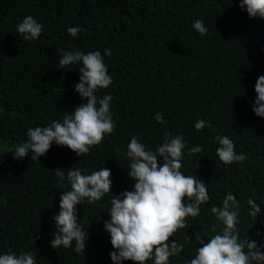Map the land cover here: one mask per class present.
I'll return each instance as SVG.
<instances>
[{
    "label": "trees",
    "instance_id": "16d2710c",
    "mask_svg": "<svg viewBox=\"0 0 264 264\" xmlns=\"http://www.w3.org/2000/svg\"><path fill=\"white\" fill-rule=\"evenodd\" d=\"M28 15L43 25L40 37L30 41L16 30ZM196 19L208 28L203 37L192 28ZM73 26L86 31L72 37L67 28ZM70 46L84 53L112 50L104 57L112 84L96 94L112 95L116 129L80 157L55 143L37 161L31 153L20 160L0 153V194L6 199L0 204V254L33 251L37 264H113L109 252L115 249L104 221L110 219L112 195L134 186L129 160L116 150L127 151L134 134L155 150L165 130L188 141L181 171L207 184L210 196L200 215L186 218L188 227L170 239L183 241L196 231L210 236L213 224L219 231L222 224L210 208L222 206L231 192L239 205L240 238L264 246V117L255 115L251 103L256 79L264 75V19L249 17L239 0H0V140L22 143L29 128L62 120L86 102L74 91L82 65L59 67L56 50ZM156 113L164 124L153 119ZM200 118L215 131L197 132ZM216 135L228 136L247 158L225 165L215 152ZM197 145L204 151L189 156L188 149ZM103 166L111 170V192L76 205L78 223L89 234L84 253L74 251L75 242L53 249V217L70 184L65 180L60 188L52 169L80 167L91 174ZM249 198L261 209L255 219L249 216ZM195 249L186 244L169 264H187Z\"/></svg>",
    "mask_w": 264,
    "mask_h": 264
},
{
    "label": "clouds",
    "instance_id": "9594fccd",
    "mask_svg": "<svg viewBox=\"0 0 264 264\" xmlns=\"http://www.w3.org/2000/svg\"><path fill=\"white\" fill-rule=\"evenodd\" d=\"M239 7L246 10L249 17L264 19V0H239ZM201 37L208 33L202 19L192 23ZM43 25L28 15L16 25V30L24 40L38 39ZM86 29L80 26L68 27L67 32L77 37ZM60 54L59 67L80 63L79 82L74 91L81 100H86L74 106L71 113L65 112L62 120H53L47 126H37L27 130V139L19 144L13 153V158L20 160L31 153L30 159L37 161L45 155L55 143L65 146L78 157L86 155L93 146L101 144L105 135L112 134L116 129L110 111L111 94L99 97V89L112 84L104 57L113 55L111 49L84 53L80 50L57 49ZM256 93L252 110L258 117H264V75L258 76L254 85ZM153 119L164 124L161 113H156ZM215 128L203 118L198 119L194 128L197 132L204 128ZM219 146L215 149L219 160L225 165L233 162H243L247 153H237L234 142L228 136L216 135L213 138ZM188 141L182 134L173 135L165 130L163 142L152 150L141 143L138 134L131 136L127 151L117 149L118 155L129 160L127 175L134 180L133 190H124L119 195H112L111 207L108 210L110 219L104 221V228L110 234V243L115 251L109 252L113 264H121L130 260L134 264H169V258L179 256L186 244L196 245L195 255L187 264H264L262 245L248 238L241 239L237 230L239 223V205L233 193H227L222 206L213 205L211 214L222 227L213 224L207 242L201 231L192 236L185 235L183 241L172 240L179 229L187 228L186 218L200 215V206L210 200L207 184L194 174L185 175L181 168L184 149ZM204 151L197 145L188 149V155L193 156ZM158 157L160 158L158 160ZM58 177V185L64 189L65 180L70 184V190L63 191L59 199V212L53 217L54 238L50 246L72 248L76 253H84L88 232L78 223L76 205L87 201L88 204L101 200L111 192L113 179L111 170L101 167L87 174L86 168L71 167L67 170L52 169ZM187 201V202H185ZM249 216L253 219L260 213V206L249 198ZM199 245V247H197ZM37 253L29 250L0 254V264H37Z\"/></svg>",
    "mask_w": 264,
    "mask_h": 264
},
{
    "label": "rangeland",
    "instance_id": "374dc122",
    "mask_svg": "<svg viewBox=\"0 0 264 264\" xmlns=\"http://www.w3.org/2000/svg\"><path fill=\"white\" fill-rule=\"evenodd\" d=\"M21 143L11 141V140H0V153L5 155H13L11 151H14V149ZM5 196L0 194V204L5 202Z\"/></svg>",
    "mask_w": 264,
    "mask_h": 264
}]
</instances>
